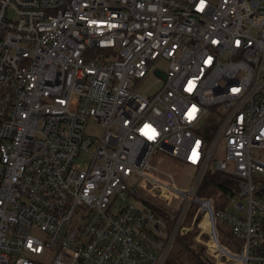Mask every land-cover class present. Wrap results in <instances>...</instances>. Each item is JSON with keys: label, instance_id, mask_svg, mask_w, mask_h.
I'll return each instance as SVG.
<instances>
[{"label": "built area", "instance_id": "obj_1", "mask_svg": "<svg viewBox=\"0 0 264 264\" xmlns=\"http://www.w3.org/2000/svg\"><path fill=\"white\" fill-rule=\"evenodd\" d=\"M262 151L264 0H0V264H166L196 225L264 264Z\"/></svg>", "mask_w": 264, "mask_h": 264}, {"label": "trees", "instance_id": "obj_2", "mask_svg": "<svg viewBox=\"0 0 264 264\" xmlns=\"http://www.w3.org/2000/svg\"><path fill=\"white\" fill-rule=\"evenodd\" d=\"M181 165V169L184 168L183 164ZM258 181L260 182V191L259 195L264 196V178L259 177ZM237 186V181L234 179L228 178L217 171H207L206 175H204L199 190V196L205 197H213L215 194L222 192L221 198L216 202V209L223 206V203L226 201V194L231 191L233 187ZM192 215V214H191ZM201 217L199 218V220ZM208 217L205 216L202 221V226L205 220ZM200 232L199 229L195 228L193 232H187L180 236L178 239V246L173 255L170 256L166 264H216L215 258L209 253L206 245L198 244L196 247L194 244V238ZM231 235V234H230ZM204 240L209 241V236L204 235ZM232 237V236H231ZM233 239V238H232ZM222 246L228 247L225 243L221 242ZM230 248V247H229ZM224 264H234L230 260L225 257L222 258Z\"/></svg>", "mask_w": 264, "mask_h": 264}, {"label": "rangeland", "instance_id": "obj_3", "mask_svg": "<svg viewBox=\"0 0 264 264\" xmlns=\"http://www.w3.org/2000/svg\"><path fill=\"white\" fill-rule=\"evenodd\" d=\"M159 65H160V68H163L165 70V64L164 63H160ZM160 87H161L160 78L151 72L141 81L137 90L139 92L147 94V95H149V94L153 95V93H156L160 89ZM90 126H91V128L94 129V131L96 133H99V127L96 123H92ZM90 126H88V127L90 128ZM259 154L264 157V151L260 152ZM222 156H223V154H221V157ZM163 167L167 171L173 173L178 184L181 187L189 188L191 179L193 178V171L190 168L184 166V168L181 169L182 168L181 165H178L176 162H173L171 160L164 162ZM217 197H218V193L213 196V198H217ZM136 204L139 205L138 202ZM189 222H190V220H189ZM189 225H190V223H189ZM203 227L205 229L209 230V220L208 219L204 221ZM195 228L199 229L200 232L198 233L197 236H195L193 245L195 247L198 244L206 245L207 249L209 250L210 255L212 256V258H215L216 264H224L222 259H219V257H218L219 253L214 252L212 249L209 248V244H210V240H211L209 233L207 231H203V230L201 231V229L198 227V225H196L189 232H193L195 230ZM217 230H218V233L220 235L219 236L220 242H222V240H223L225 245L230 247L232 250H234L233 249L234 246L239 245L238 241H235L234 239H232L228 225L226 223H224L222 220H218ZM204 235L209 236V241L204 240V237H203ZM177 246H178V244H177ZM177 246H176V248H177ZM176 248H174L171 251L170 255H173V253L176 251Z\"/></svg>", "mask_w": 264, "mask_h": 264}]
</instances>
